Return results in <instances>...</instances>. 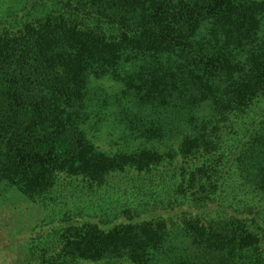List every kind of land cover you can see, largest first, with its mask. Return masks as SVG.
<instances>
[{
    "label": "trees",
    "instance_id": "16d2710c",
    "mask_svg": "<svg viewBox=\"0 0 264 264\" xmlns=\"http://www.w3.org/2000/svg\"><path fill=\"white\" fill-rule=\"evenodd\" d=\"M30 6L0 16V186L38 206L55 192L56 206L79 204L27 240L25 264H264V0ZM94 71L130 75L123 123L137 120L146 145L90 146L82 90ZM73 97L76 123L61 114ZM106 185L108 211L79 202Z\"/></svg>",
    "mask_w": 264,
    "mask_h": 264
},
{
    "label": "rangeland",
    "instance_id": "374dc122",
    "mask_svg": "<svg viewBox=\"0 0 264 264\" xmlns=\"http://www.w3.org/2000/svg\"><path fill=\"white\" fill-rule=\"evenodd\" d=\"M9 1V0H8ZM7 0L0 5V16L14 15L15 12L22 9H29L34 1L38 0ZM31 2V3H30ZM8 8V9H7ZM75 53V52H74ZM72 53V54H74ZM64 65L72 67L74 63L69 59L64 61ZM94 71L92 76L86 80L82 96L88 106L85 107V112L81 117L83 130L86 133L89 144L91 147L105 152L118 151L126 148H135L146 145L145 138L138 137L134 132L137 125V120L133 119L135 124L123 123V119L127 117L131 119L130 109L126 105L125 98L121 96L120 90L123 88V83L120 80L129 77L123 71L119 78L113 77L112 74L101 76ZM69 103L64 104L63 117L72 118L76 123V99ZM123 104V105H122ZM84 118V122L82 119ZM172 140H164L156 146L162 149H168L167 146L171 144ZM62 182L61 185L64 184ZM69 185V184H65ZM139 186V185H138ZM138 186L134 184L135 191ZM76 191V181L74 185L65 193H73ZM114 191L112 186L106 185L101 191L91 192L90 196H85L79 202H84L86 209L92 212L103 214L108 211L111 206L107 202L110 193ZM127 190H123L124 193ZM132 192V191H131ZM59 193L55 192L49 206L27 201V197L16 187L6 183L0 186V264H25L26 260V243L30 240H41L40 238H47L52 232V224H58L61 220L63 212L76 213V197L72 198L67 207L56 206L60 202ZM136 197L132 194L128 204H133ZM18 204V208L15 205ZM40 207V208H39ZM20 209V210H19ZM103 212V213H102ZM50 217L45 218L46 214ZM43 219V220H42ZM42 220V221H40ZM39 221V222H38ZM42 226H35L36 223ZM40 229V230H39ZM35 241V242H36ZM84 264H133L129 260H103L93 261L90 260Z\"/></svg>",
    "mask_w": 264,
    "mask_h": 264
}]
</instances>
